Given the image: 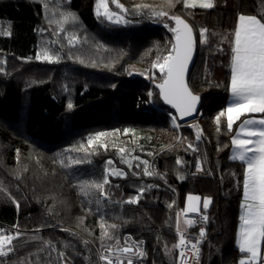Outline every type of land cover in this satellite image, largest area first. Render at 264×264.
I'll use <instances>...</instances> for the list:
<instances>
[{
    "label": "trees",
    "instance_id": "1",
    "mask_svg": "<svg viewBox=\"0 0 264 264\" xmlns=\"http://www.w3.org/2000/svg\"><path fill=\"white\" fill-rule=\"evenodd\" d=\"M57 3L78 17L74 25L65 26L68 33L78 35L75 46L67 44L57 24L49 23L58 19ZM118 3L131 9L137 3L159 6L163 0ZM215 4L211 10L185 9L178 0L167 9L170 16L179 15L193 26L197 40L188 75L190 88L201 97L199 118L191 124L202 129L197 141V128L180 124L178 130L173 128L167 115L171 110L155 88L149 100L152 81L139 74L171 47L172 33L164 22L129 13L127 25H116L97 18L96 0H0V26L11 32L0 35V66L5 69L0 72V227L5 234H14L15 225L23 234L14 241L13 253L0 256V264L22 259L29 264H100L102 251L115 248L117 241L125 246L126 239L128 244L140 243L146 253L133 257L135 264H177L176 212L189 193L212 197L209 208L201 210L208 216L201 264H236L241 256L235 234L245 166L229 157L238 122L229 132L222 117L217 131L214 118L227 106L230 80L231 50L223 37L234 29L238 13L264 15V0H215ZM109 7L114 8L111 0ZM202 27L208 30L206 46L199 43ZM58 39L60 43L52 47L61 53L59 62L35 59L40 48ZM78 56L85 62L80 63ZM125 128L133 131L125 133ZM98 132L108 135L88 148L87 155L77 151L81 144L88 147L89 137ZM177 136L184 139L177 142ZM189 142L198 151H186ZM178 156L185 162L180 166ZM198 156L204 171L195 167ZM69 157L83 162L73 164ZM144 160L154 175L143 174ZM106 168L105 195L97 189L84 195L81 183H103ZM116 170L126 177L112 175ZM178 172L184 179L177 178ZM141 187L145 192L139 202L127 203ZM102 222L109 233L103 247ZM113 224L115 229L108 227ZM45 241L55 244L56 251ZM166 246L172 251L166 253ZM60 251L65 253L62 260Z\"/></svg>",
    "mask_w": 264,
    "mask_h": 264
},
{
    "label": "snow or ice",
    "instance_id": "2",
    "mask_svg": "<svg viewBox=\"0 0 264 264\" xmlns=\"http://www.w3.org/2000/svg\"><path fill=\"white\" fill-rule=\"evenodd\" d=\"M178 0H163L159 6L137 3L131 9L125 8L123 4L118 3V0H111L119 11H112L109 7V0H96L95 14L97 18L103 17L111 23L116 25H127L130 21L127 15L143 16L148 15L150 19H158L164 22V27L168 28L172 33V40L170 41L171 47L166 49V54H158L152 61L150 69L139 71V74L146 76L150 79L159 91V97L165 105L171 106L175 113L168 111L167 115L170 117L171 124L174 129H179L180 125L178 119L190 116L193 112L197 111V105L200 100V95L193 92L190 88L186 76L189 70L190 62L193 60V54L196 48V37L194 36L193 26L190 25L184 18L179 15H171L167 9L175 7ZM185 9L195 8L199 6L204 10L214 9L216 4L215 0H182ZM44 7L47 9L49 4L45 3ZM55 9L58 12V19H49V23L58 25L57 31L65 35L67 44L75 46L79 41L78 35L68 33L66 25H74L78 20L75 13L64 10V5L57 3ZM57 12H54L55 16ZM171 21L175 22V26L171 25ZM43 31V29H41ZM0 35L9 36L11 32L8 28L0 26ZM215 35V34H213ZM228 40L231 50L230 57V80L227 84V91L230 94L227 106L221 109L215 116V123L217 131L221 127V118L226 117V126L229 132L233 131L234 124L240 121L239 126L235 129V134L231 137L232 155L231 160H239L245 165L243 169V193L240 201V214L239 224L236 231V245L241 253V258L238 264H264V15L260 18L257 15H245L238 13V18L235 22L232 32L223 37ZM60 43L57 41H50L48 45L40 48L35 55L37 61H46L49 63L59 62L62 58L61 53L52 47V44ZM199 43L201 46L208 44V30L200 28L199 30ZM64 45L61 44V47ZM223 51L222 48L218 49ZM31 59V57H29ZM80 63H84L82 57H76ZM158 69V73L155 71ZM0 72H5L4 67L0 66ZM129 75L133 72L129 71ZM157 80L159 81L157 83ZM116 88V85H112ZM149 100L153 98V92H148ZM67 109H73L71 100L67 103ZM248 114H260L259 117L248 116ZM242 117H247L243 118ZM197 128L196 140L202 138V129L198 125H191ZM115 131H119L118 129ZM132 129L125 128L124 132L128 133ZM108 135L104 132H98L95 137H89L87 141L88 147L81 144L80 149L85 154H88V148L94 145L101 137ZM177 142H180L182 137H175ZM106 147V145H102ZM171 147V146H169ZM68 149L66 151H71ZM198 151L192 142L187 144L185 149ZM120 152L125 153V149L121 148ZM135 160H140L139 157H133ZM69 160L73 164H80L82 159ZM62 164L63 160L60 161ZM125 163L132 167L130 161L125 160ZM144 165V175L152 176L153 171L149 170V163L147 160L142 161ZM185 163L178 156L176 165L180 166ZM111 164V161H109ZM139 167V164L136 165ZM195 167L198 172L204 171L202 167V160L198 156L195 162ZM108 171L105 169V177L103 183L83 182L80 185L81 192L88 195L92 189H97L101 196L105 195L104 185L108 183ZM138 175V173H136ZM112 175L125 176L126 174L121 171H113ZM178 179H184V176L177 173ZM145 192V188L139 189V194L136 197H130L127 203L136 204L139 202L140 194ZM212 197L205 196L201 198L198 195L189 193L186 198L185 206L176 214V234L179 237L174 249L179 250L177 258L178 264H192V259L189 258L186 249L191 250V256L195 260H199L201 249L199 245L206 237V229L200 227V231L195 240L186 238V233L182 230L181 223L186 226H193L199 223V220L188 219L187 214L198 213L201 211V203L203 210H207L211 203ZM13 202L19 207V203L13 199ZM96 203H101L100 199ZM175 203V202H173ZM173 205L169 204L171 208ZM185 216L181 222V215ZM201 219L204 222L208 221V216L202 215ZM15 229L14 234H5L3 229H0V256H8L15 251L14 241L22 237V233L18 226H13ZM108 227L115 229L117 225H109ZM101 240L103 247V239L109 236L105 224H100ZM33 239H36L34 236ZM53 251H56V246L51 241H45ZM87 243V242H85ZM127 246L120 247L119 241L115 248L108 247L99 254V260L104 264H124V258H127V264H135L133 257H144L146 253L140 247V243L128 244ZM67 247V245H65ZM172 250L165 247V252L168 253ZM65 253L58 252V259L62 260ZM17 264H29L25 260H20Z\"/></svg>",
    "mask_w": 264,
    "mask_h": 264
},
{
    "label": "built area",
    "instance_id": "3",
    "mask_svg": "<svg viewBox=\"0 0 264 264\" xmlns=\"http://www.w3.org/2000/svg\"><path fill=\"white\" fill-rule=\"evenodd\" d=\"M202 215H205V213L198 212V213H189V214H187V218L188 219H193V220H199L200 221L199 223H197V224H195L193 226H190V227L196 228L199 231H200V227L206 228V226L208 225V221L207 222H204L201 219ZM180 218L182 220H184L185 219V216L182 214ZM176 220H177V217H176ZM0 229H3L4 230L3 227H0ZM183 230L186 233V238L189 239V240H195V238L199 234V232H194V231H191L190 229H183ZM178 239H179V237H178ZM178 239H177V241H178ZM205 241H206V237L202 240L201 244L199 245L201 251H202V245H203V243ZM125 246H127V245H125ZM122 247H124V246H122ZM186 252H187L189 258L192 259V264H201V252H200V256H199V260L198 261L192 258L190 248L189 249H186ZM178 256H179V250L177 249V258H178ZM99 262H100V264H104V262H101L100 260H99ZM177 264H178V260H177Z\"/></svg>",
    "mask_w": 264,
    "mask_h": 264
},
{
    "label": "water",
    "instance_id": "4",
    "mask_svg": "<svg viewBox=\"0 0 264 264\" xmlns=\"http://www.w3.org/2000/svg\"><path fill=\"white\" fill-rule=\"evenodd\" d=\"M172 22L174 23V26H175V22H174V21H172ZM194 36H195V34H194ZM196 48H197V44H196ZM196 48H195V51H194V54H193V60L190 62L189 70H188V73H187V76H186L187 82H188V75H189V72H190V70H191V68H192V66L194 65V62H195ZM157 83H158V82H157ZM150 85H151L152 87H154V88L158 91V89L155 87V84H153V82H150ZM158 94H159V91H158ZM159 99H160V97H159ZM160 100H161V99H160ZM161 102L163 103L162 100H161ZM163 105L166 106L167 108H169L170 110H172V111L175 113V110H174V109H171V106H169V105H165L164 103H163ZM200 105H201V97H200V100H199L198 105H197V111H196V112H193V113H192L190 116H188V117H184V118H182V119H178V123H179L180 125H187V124H190L191 122L197 120V118H198V111H199Z\"/></svg>",
    "mask_w": 264,
    "mask_h": 264
},
{
    "label": "rangeland",
    "instance_id": "5",
    "mask_svg": "<svg viewBox=\"0 0 264 264\" xmlns=\"http://www.w3.org/2000/svg\"><path fill=\"white\" fill-rule=\"evenodd\" d=\"M112 5L114 6V8L112 9V11H119V9L116 8L115 4L112 3ZM196 7L200 8L199 6H196ZM163 25H164V24H163ZM156 70H157V72L159 71L158 69H156ZM152 88H154V87L150 86L149 90L152 91ZM198 118H199V115H198ZM198 118H197V120H198ZM197 120H195V121H193V122H191L190 124H187V125L195 124V123L197 122ZM239 123H240V121L238 122V124H236L235 129L239 126ZM231 155H232V154H231ZM187 195H188V194H187ZM187 195H186L185 198H184V204H183V207H182L180 210H182V209L184 208V206H185V202H186ZM193 195H196V194H193ZM198 196H199V195H198ZM201 198H202V197H201ZM200 207H201V210H202V209H203V207H202V203H201ZM180 210H179V211H180ZM239 214H240V208H239V213H238V215H239ZM180 219H181V218H180ZM181 222H183L182 219H181ZM238 224H239V219H238V221H237L236 231H237V228H238ZM181 227H182V230H183V229H189V228H190L189 226L183 225V223H181ZM13 229H14V228H13ZM235 239H236V234H235ZM240 258H241V256L239 257V259H240ZM239 259H238L237 262H236L237 264H238ZM124 264H127V258H124ZM221 264H224V261H223V263H221Z\"/></svg>",
    "mask_w": 264,
    "mask_h": 264
},
{
    "label": "crops",
    "instance_id": "6",
    "mask_svg": "<svg viewBox=\"0 0 264 264\" xmlns=\"http://www.w3.org/2000/svg\"><path fill=\"white\" fill-rule=\"evenodd\" d=\"M231 74V73H230ZM229 97H230V94H229V92H228V96H227V104H228V102H229ZM259 115L260 114H248V116L250 117V116H256V117H259ZM243 118H247V117H242V119ZM237 122H239V121H237ZM235 134V129H234V133H233V135ZM231 154H232V145H231V148H230V152H229V157L231 156ZM245 166V165H244ZM242 193H243V191H242ZM242 198V197H241ZM241 201V200H240ZM238 217H239V215H238ZM235 241H236V239H235ZM235 245H236V242H235ZM237 246V245H236ZM238 247V246H237ZM239 249V248H238ZM237 264V263H236Z\"/></svg>",
    "mask_w": 264,
    "mask_h": 264
},
{
    "label": "bare ground",
    "instance_id": "7",
    "mask_svg": "<svg viewBox=\"0 0 264 264\" xmlns=\"http://www.w3.org/2000/svg\"><path fill=\"white\" fill-rule=\"evenodd\" d=\"M46 142V141H45ZM102 144V143H101ZM114 150V149H113ZM101 151V150H100ZM103 154V153H102ZM108 154V153H107ZM124 172V171H123ZM126 177V176H125ZM127 182V181H126ZM124 183H125V181H124ZM130 183V182H129ZM124 185V184H123ZM125 185H128V184H125Z\"/></svg>",
    "mask_w": 264,
    "mask_h": 264
}]
</instances>
